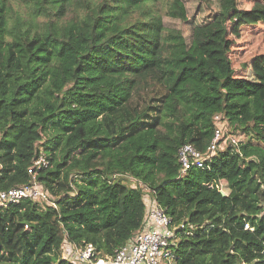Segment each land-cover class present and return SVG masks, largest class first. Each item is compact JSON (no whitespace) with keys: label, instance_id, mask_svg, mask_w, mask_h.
<instances>
[{"label":"trees","instance_id":"trees-1","mask_svg":"<svg viewBox=\"0 0 264 264\" xmlns=\"http://www.w3.org/2000/svg\"><path fill=\"white\" fill-rule=\"evenodd\" d=\"M255 14L262 0H0V190L43 151L56 199L0 208V264L112 256L149 199L174 264H264V48L238 45ZM218 114L239 144L182 176L179 149L205 154Z\"/></svg>","mask_w":264,"mask_h":264},{"label":"built area","instance_id":"built-area-1","mask_svg":"<svg viewBox=\"0 0 264 264\" xmlns=\"http://www.w3.org/2000/svg\"><path fill=\"white\" fill-rule=\"evenodd\" d=\"M222 124V116L216 115L214 135L205 154L192 144H185L179 149L178 160L182 165V176L193 167L204 168L206 161L215 154L222 143L227 142L234 146L239 144L240 137L237 138V135L225 136ZM48 166L46 154L41 151L28 169L31 176L29 184L0 190V208L19 204L25 200L56 207L55 197L37 179L38 172ZM223 183L221 181L216 186L226 195L229 189L227 186L224 187ZM213 186L210 184V187ZM142 188L148 190L144 185ZM148 206L145 228L135 233L126 244L117 248L112 256L96 258V249L92 244L84 247L70 245L67 254L71 256V259H77L78 264H174L175 256L172 247L177 239L172 219L156 201L149 199ZM26 229H29L28 225Z\"/></svg>","mask_w":264,"mask_h":264},{"label":"rangeland","instance_id":"rangeland-1","mask_svg":"<svg viewBox=\"0 0 264 264\" xmlns=\"http://www.w3.org/2000/svg\"><path fill=\"white\" fill-rule=\"evenodd\" d=\"M203 1H207V0H203ZM262 2L264 3V0H262ZM212 3L213 5H215V1L214 2L212 1ZM250 6H251V3L249 4V7ZM246 21L250 22V24L252 25L250 24L245 25L244 31H243L244 36L243 38H241V40L238 41L239 42L238 45H239V48L245 49L244 50L245 52L249 51L248 56H250L251 54L255 55L254 51L256 50V48H264L263 47L264 45V14L252 15V17L249 19L247 18ZM239 136L238 137L236 136V137L239 138ZM226 145H229V143L224 142L220 145V147L222 146L221 148H223ZM223 186L226 187L225 182L223 183Z\"/></svg>","mask_w":264,"mask_h":264},{"label":"water","instance_id":"water-1","mask_svg":"<svg viewBox=\"0 0 264 264\" xmlns=\"http://www.w3.org/2000/svg\"><path fill=\"white\" fill-rule=\"evenodd\" d=\"M225 195V194H224Z\"/></svg>","mask_w":264,"mask_h":264}]
</instances>
